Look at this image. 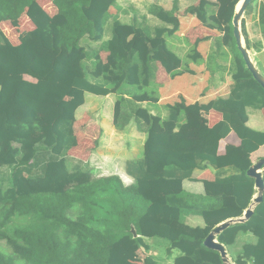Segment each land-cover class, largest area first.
Instances as JSON below:
<instances>
[{
    "label": "trees",
    "instance_id": "trees-1",
    "mask_svg": "<svg viewBox=\"0 0 264 264\" xmlns=\"http://www.w3.org/2000/svg\"><path fill=\"white\" fill-rule=\"evenodd\" d=\"M47 1L42 6L38 0H0V240L10 249L0 250V264H136L130 257L147 248L144 216L157 229L156 237L169 242L170 251L178 250L195 264H223L204 239L251 204L256 190L247 170L253 165L251 154L264 146V131L246 124L247 107H264V89L247 69L233 36L240 0H215L212 14L207 0H184L185 12L220 33L218 47L225 46L232 57V83L226 97L204 105L187 106L180 97L166 107L164 119L139 102H156V61L170 77L180 72L181 60L166 42L179 29L180 0H171V8L151 3L153 25L144 16L134 15L129 22L111 19L117 0ZM258 14L264 38V3ZM6 20L19 28L29 20L34 27L15 34L5 26L4 32ZM241 33L249 49L243 18ZM200 58L195 52L192 60ZM211 60L208 56L207 63ZM77 92L114 94V129L123 132L134 123L145 133L142 153L125 162L131 184L118 175L95 176L87 162L69 154L71 148L83 151L88 145L89 134L76 121L82 103ZM186 108L215 110L221 120L199 129L197 138L187 137L179 131ZM230 132L240 144L227 145L220 155L219 141ZM205 166L216 177L205 183L204 193L183 190L182 180ZM225 169L231 174H218ZM190 215L201 218L202 225L187 223ZM239 232H251L256 242L244 244L233 262L264 264V192L251 216L229 225L217 240L229 247ZM144 264L157 263L148 256Z\"/></svg>",
    "mask_w": 264,
    "mask_h": 264
},
{
    "label": "crops",
    "instance_id": "crops-1",
    "mask_svg": "<svg viewBox=\"0 0 264 264\" xmlns=\"http://www.w3.org/2000/svg\"><path fill=\"white\" fill-rule=\"evenodd\" d=\"M163 2L164 1L161 2L156 0L151 3H158L167 8V4H164ZM151 3H147L142 7V9H139L138 7L136 8L130 5V3L126 0H117L116 4L110 8V13L112 16L111 19H113V17H117L123 22H129L131 17L136 15V18L138 19H141L144 16L149 23V21H153V18L148 14V8ZM180 5V9L176 12L180 22L179 29L175 34L166 37L168 47L181 60V66L179 68L180 72L176 74V76L170 77L162 64L159 61H156V85L153 89L155 93L153 97L156 98V102H148L147 100L139 102L141 107L146 108L150 114H160L162 119H164L166 116V107L171 106L176 101H179L180 97L184 98L187 106L194 103L204 105L216 97H226L230 91V85L232 83L229 72L232 57L231 53L225 46L221 45L218 47L219 40L221 39L220 33L216 30H209L203 27L195 16L185 12V8L187 6L186 1L180 0ZM171 6L172 5H170L168 8H171ZM216 8V1L209 0L207 6L208 14L214 13ZM258 10L259 7L257 8L256 12L251 14L250 11L247 16H244L243 18L249 47L247 50L258 71V67H260L261 71L264 73V38L258 24ZM124 13L129 14V21H124L121 19V16ZM23 15L24 13L21 15V18ZM249 15L250 18L248 21L246 20V17ZM21 18H19V22ZM3 23H11V21L6 20L1 24ZM33 27L34 26L32 25L28 30L32 29ZM8 38L14 44L19 43V39H16L15 37L11 36ZM105 38H108V35H106ZM196 42H198V44H195ZM195 52H198L201 57L198 62L192 60L193 55L195 56ZM104 55H106V53H102V56ZM208 56L212 59L210 63H207ZM261 75L264 77L262 73ZM26 78L29 79L28 76H26ZM134 100L138 102L137 98H134ZM79 108L80 106L77 108L76 117L79 113ZM246 111L247 126L254 131L263 132L264 107L260 109L247 107ZM220 120L221 114L215 110L186 108L185 118L181 123L179 131L187 137L197 138L199 129L209 128ZM104 124V122H100L97 136H95L92 140L93 148H96L98 145L104 146L108 144V135L103 138V136L101 137L100 132L103 130V132L109 131L111 133L114 127L113 125L108 127ZM135 132L141 135V142L137 145V149L134 150L132 145L134 140L130 139L129 135H134ZM123 133L128 141H126V144L123 145V151H121L123 163L117 161V167L119 168V171L123 173V175H120V177L124 179L123 183L125 185H129L132 183L133 179L125 173V162L141 153L145 133L138 131L134 123H131L129 127L123 131ZM99 138H101L103 141L99 142ZM95 140H98L96 145L94 144ZM239 144V138L234 132H230L224 139L219 141L217 153L222 155L225 153L227 145ZM87 150L89 151L88 146L83 151L77 150V152H73V148H71L69 150V154L75 156V158L85 160L83 154H85ZM251 158L253 164L260 159H264V146H260L255 152H253L251 154ZM231 172L232 171L229 169L221 171L218 170V174L225 176L231 174ZM215 177L216 171L212 167L205 166L202 169L195 170L190 179L182 180L181 187L183 190L189 193L203 194L205 191V183H213ZM187 219L191 221L196 219V216L190 215ZM148 220L150 219L146 216L141 219V224L147 229L146 234L143 235V239L147 245V248L140 247L130 257V261L136 264H144L146 258L150 256L157 264H195L189 262L184 256L180 254L178 250L173 249L170 251L169 242L162 238L156 237L157 229L153 227L151 223L148 222ZM176 236L177 232L172 227L170 238L174 239ZM255 242L256 237L251 232H239L233 245L229 247L225 245L224 246L227 250L228 256L231 257H229L230 260L233 262V259H235V257L240 253L244 244Z\"/></svg>",
    "mask_w": 264,
    "mask_h": 264
},
{
    "label": "rangeland",
    "instance_id": "rangeland-1",
    "mask_svg": "<svg viewBox=\"0 0 264 264\" xmlns=\"http://www.w3.org/2000/svg\"><path fill=\"white\" fill-rule=\"evenodd\" d=\"M126 1H128L130 5L136 8L138 7L139 9L140 8L142 9V7L145 4L151 3L156 0H126ZM159 1L161 2L164 1L163 3L167 4V8L170 7L172 3L171 0H159ZM207 1L209 2V0ZM47 2H48L47 0H39V3L42 6L45 5V3ZM251 3H252L251 4L252 10L250 13L252 14L253 12L257 11V8L259 7L260 3H264V0H252ZM237 5L235 6V9L237 8ZM250 15L246 17V20L249 21ZM244 16H247V14H243V17ZM24 17L25 16H23L22 18L20 17L21 18L20 23H22ZM121 19L124 21H129L130 19L129 14L124 13L121 16ZM149 23L151 25L154 24L153 21H149ZM1 25H2L1 28L3 31H4V27L6 26L12 29V31L15 34H18L17 32H20L21 30L22 31L28 30L32 26V23L28 20L25 26L22 25L21 27L20 25V28L18 27V25H11V23H3ZM110 25H111V22L110 21L107 22L106 34L108 33L109 35H110ZM8 37H11V36H8ZM258 68H259V71L264 75L260 67ZM77 93H79V96L77 95L78 96L77 100L82 101V103L80 105L79 113L76 117V121L80 120L81 123L79 126H81L84 130H87V133L89 134V136H87L88 137L87 146L89 147L90 154H89V151L87 150L85 154H83L85 160H82V161L87 162L89 164V166L94 170L95 176L118 175L120 177V175H123V173L119 171V168L117 167V161L123 163L121 151H123L122 149L123 145H125L126 141H128L127 138L124 136V133L117 132L114 128L111 131V133L109 131L103 132V130H101L100 132L101 137L103 136V138H105L108 135V144L104 146L98 145L96 146V148L92 147V144H93L92 140L95 136H97L98 128L100 127V122H104L105 126H108V127L112 126L111 123H112V118H113V105H114L116 96L107 95L106 97L105 96L99 97L97 95H93L89 93H86V94H81L80 92H77ZM129 136H130V139L134 140V142L132 143L133 149L134 150L137 149V145L141 142V135L135 132L134 135H129ZM102 141L103 140L99 138V142H102ZM141 153H142V149H141ZM71 156L75 158V156L73 155ZM121 180L123 181L124 179L121 178ZM187 218L188 216L185 219L186 222L191 225H199V224L202 225V220L198 216H196V219H193L191 221H189ZM0 250L5 251V252L10 251L8 246H6L4 240H0Z\"/></svg>",
    "mask_w": 264,
    "mask_h": 264
},
{
    "label": "water",
    "instance_id": "water-1",
    "mask_svg": "<svg viewBox=\"0 0 264 264\" xmlns=\"http://www.w3.org/2000/svg\"><path fill=\"white\" fill-rule=\"evenodd\" d=\"M251 1L252 0L239 1L238 6L235 10L234 17L232 19L233 36L235 38L238 50L242 54L247 69L251 72L253 78L264 89V77L261 75V73L258 71L256 66L252 62L249 52L245 47L243 36L241 33V19L243 17L246 7L251 3ZM247 174L254 179L255 189L257 191L256 195L252 199L251 204L245 210V212L241 217L228 219L215 226L208 234V236L204 239L203 242V244L207 248L213 249L220 254L223 264H234V263L230 260L225 246L217 240V235L231 224L246 221L251 216L254 207L261 202L264 192V181H263L264 159H260L256 163L251 165V167L247 170ZM131 232L133 233L134 237L137 236L134 226L131 227Z\"/></svg>",
    "mask_w": 264,
    "mask_h": 264
},
{
    "label": "bare ground",
    "instance_id": "bare-ground-1",
    "mask_svg": "<svg viewBox=\"0 0 264 264\" xmlns=\"http://www.w3.org/2000/svg\"><path fill=\"white\" fill-rule=\"evenodd\" d=\"M238 6V5H237Z\"/></svg>",
    "mask_w": 264,
    "mask_h": 264
}]
</instances>
